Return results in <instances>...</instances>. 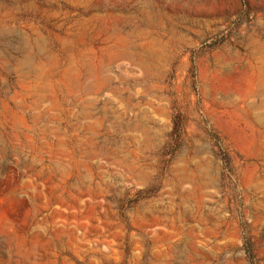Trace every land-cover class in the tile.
<instances>
[{
    "label": "rangeland",
    "instance_id": "1",
    "mask_svg": "<svg viewBox=\"0 0 264 264\" xmlns=\"http://www.w3.org/2000/svg\"><path fill=\"white\" fill-rule=\"evenodd\" d=\"M246 236L264 264V0H0V264H250Z\"/></svg>",
    "mask_w": 264,
    "mask_h": 264
},
{
    "label": "trees",
    "instance_id": "2",
    "mask_svg": "<svg viewBox=\"0 0 264 264\" xmlns=\"http://www.w3.org/2000/svg\"><path fill=\"white\" fill-rule=\"evenodd\" d=\"M183 120L180 118V116H175L173 119V130L171 133V137L173 138L174 144H178L180 141V138L183 134ZM217 143V148H218V153H219V158L222 160L223 165L225 169H227L230 166V159L226 153V151L222 150V148L219 146V142L216 139ZM244 245H245V253L247 256V259L250 264H254V253H253V248H252V243L250 237L246 236L244 238Z\"/></svg>",
    "mask_w": 264,
    "mask_h": 264
}]
</instances>
